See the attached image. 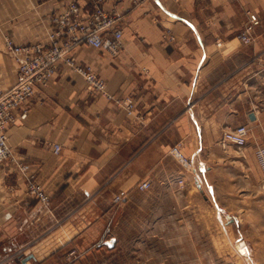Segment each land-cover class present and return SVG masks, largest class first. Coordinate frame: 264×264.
Returning <instances> with one entry per match:
<instances>
[{
    "label": "crops",
    "instance_id": "0c3cea01",
    "mask_svg": "<svg viewBox=\"0 0 264 264\" xmlns=\"http://www.w3.org/2000/svg\"><path fill=\"white\" fill-rule=\"evenodd\" d=\"M72 1L0 0V89L18 80L7 38L47 43L52 17ZM80 4L89 17L95 0ZM101 6L116 13L121 51L80 44L71 56L75 65H90L111 96L61 61L17 111L27 109V116L8 128L15 158L50 201L29 192L14 163L0 162V264H11L20 250V264H80L77 259L108 249L109 235L128 215L139 219L147 209L148 217L168 216L175 208L170 196L180 202V249H190V232L209 235L192 244L196 264L237 260L220 243L226 237L245 244L242 257L258 259L264 251V175L255 159L264 146V0H102ZM251 13L262 24L245 44L239 34ZM119 97L135 101L132 114ZM240 124L249 128L247 161L208 159L223 133ZM174 145L192 160V170L171 152ZM144 181L148 189L139 187ZM190 210L198 220L194 230Z\"/></svg>",
    "mask_w": 264,
    "mask_h": 264
},
{
    "label": "built area",
    "instance_id": "2783aa9c",
    "mask_svg": "<svg viewBox=\"0 0 264 264\" xmlns=\"http://www.w3.org/2000/svg\"><path fill=\"white\" fill-rule=\"evenodd\" d=\"M101 3L102 0H95L94 10L89 17H84L80 0L70 2L64 11L52 17L53 28L47 43L17 45L11 38H7V46L18 63V80L10 90L0 89V162L14 163L26 175L29 192L45 204L50 201V196L35 175L28 174L29 167L15 158L8 143L7 131L9 126L16 122L18 116H27V109L20 114L17 111L32 99L37 87L46 86L50 82L61 61L75 67L93 90L111 96L106 82L98 77L94 69L90 65H75L71 56L72 51L80 44L107 50L114 55L121 51L123 29L117 25L116 13L106 11ZM261 24L259 15L251 13L243 31L239 34L240 40L245 44L252 43L255 39V31ZM117 102L125 106L129 114H132L136 108L135 101L131 97H119ZM248 136V126L241 124L226 130L221 137V143L225 146L233 144L243 149L248 143ZM61 149L60 144L53 145L55 153H60ZM171 152L184 166L192 168V160L183 154L179 146H174ZM255 156L264 175V146L256 149ZM150 184V181H144L140 184V188L147 189ZM122 199L120 195L116 197V201Z\"/></svg>",
    "mask_w": 264,
    "mask_h": 264
},
{
    "label": "rangeland",
    "instance_id": "374dc122",
    "mask_svg": "<svg viewBox=\"0 0 264 264\" xmlns=\"http://www.w3.org/2000/svg\"><path fill=\"white\" fill-rule=\"evenodd\" d=\"M174 146L180 147V145H174ZM243 149H239L233 144L225 146L221 143V139H220L219 146H217L213 155L208 157V159H215L222 161L224 160V157L231 156L233 160H237V163H241L243 161L246 162L247 159L242 155ZM188 169L192 170V168H188ZM179 180H180V175H177L176 181L177 184L180 186ZM179 186H177L178 191H180ZM242 188H243L242 189L243 192L244 191L246 193L251 192L248 185H244ZM170 197L172 199L175 208L173 211H169L167 213L168 216L163 217L157 214L156 217H152V216L148 217L147 209L142 210L140 212L139 219L133 217L132 215H128L126 217V222L124 221V224L120 225L118 231H115V233H111L107 239L108 241L113 237L116 238V241L113 246H110L108 244V249L103 250L102 254L100 253L96 254V252H94L86 259L84 258L83 260H81V258H79L76 261L80 262V264H196L197 262L195 256L196 250L192 248L193 247L192 244H194L195 246L197 241L200 240L202 241V239L203 238L205 239V237L207 239L208 238L207 236L209 235L190 232L188 235L190 249L182 251L180 249L182 235L180 233V227H179L180 224L179 197L177 196L175 197L173 196V198L172 196ZM122 201L123 199L121 201H116V202L122 203ZM251 204H253L254 206V203L251 202ZM215 205L220 207V205L217 202H215ZM197 221L198 220L194 218L190 210L189 218H188V225L190 230L197 229ZM166 231H170V232H166ZM237 234H238L237 237L239 238V232ZM223 239L224 238L221 239L220 243L222 244L225 242L222 245H226L228 251H232V253L236 254L238 259L215 260L213 258H209L205 260L206 264H229L230 262H235L237 264H264L263 250L260 251L263 255L258 259L242 257L241 251L239 249L240 243H237L236 245L233 241L230 243L227 237L226 240L224 239L223 241ZM23 252L24 251L20 250L18 251L19 254H15L13 257H10L11 258L10 263L12 264L13 262H17L20 264V260H19L21 257L20 253L22 254ZM77 256L81 257V255L79 254H77Z\"/></svg>",
    "mask_w": 264,
    "mask_h": 264
},
{
    "label": "water",
    "instance_id": "95a60500",
    "mask_svg": "<svg viewBox=\"0 0 264 264\" xmlns=\"http://www.w3.org/2000/svg\"><path fill=\"white\" fill-rule=\"evenodd\" d=\"M115 241H116V238H112V239H110V240H108V241H106L107 242V244H109L110 246H113L114 245V243H115ZM242 245H245L244 243H241ZM244 250V248L241 250V251H243ZM32 256L30 255V256H27L26 257V259L25 260H28V259H30Z\"/></svg>",
    "mask_w": 264,
    "mask_h": 264
},
{
    "label": "bare ground",
    "instance_id": "6f19581e",
    "mask_svg": "<svg viewBox=\"0 0 264 264\" xmlns=\"http://www.w3.org/2000/svg\"><path fill=\"white\" fill-rule=\"evenodd\" d=\"M247 246H248V245H247ZM243 248H244V250L241 251ZM239 249H240L241 253H243V254H248V253H247V248L245 247V245L239 244Z\"/></svg>",
    "mask_w": 264,
    "mask_h": 264
}]
</instances>
